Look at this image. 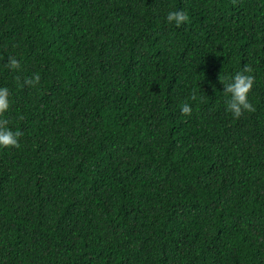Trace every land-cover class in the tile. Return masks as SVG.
Masks as SVG:
<instances>
[{
	"label": "trees",
	"instance_id": "1",
	"mask_svg": "<svg viewBox=\"0 0 264 264\" xmlns=\"http://www.w3.org/2000/svg\"><path fill=\"white\" fill-rule=\"evenodd\" d=\"M0 87V264H264V0H0Z\"/></svg>",
	"mask_w": 264,
	"mask_h": 264
},
{
	"label": "clouds",
	"instance_id": "2",
	"mask_svg": "<svg viewBox=\"0 0 264 264\" xmlns=\"http://www.w3.org/2000/svg\"><path fill=\"white\" fill-rule=\"evenodd\" d=\"M168 25L180 28L189 22V17L185 12H170L166 16ZM11 71H21V63L14 57L8 58L6 65ZM249 67H244L234 76L227 77L223 84V95L227 98L225 109L234 119H239L244 113H252L255 111L254 106L250 102V94L255 84V79L251 74ZM40 76L35 75L31 79H25L23 84L30 88H35L40 83ZM198 99L193 95L192 101ZM10 91L6 87H0V150H19L21 148V133L14 132L8 127L7 120L4 119L5 114L10 110ZM185 116L192 115V108L185 104L182 109Z\"/></svg>",
	"mask_w": 264,
	"mask_h": 264
}]
</instances>
